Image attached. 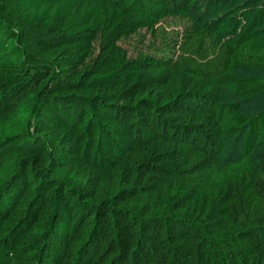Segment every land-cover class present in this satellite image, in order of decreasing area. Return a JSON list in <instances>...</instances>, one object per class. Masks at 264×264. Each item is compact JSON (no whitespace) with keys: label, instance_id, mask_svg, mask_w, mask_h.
<instances>
[{"label":"trees","instance_id":"1","mask_svg":"<svg viewBox=\"0 0 264 264\" xmlns=\"http://www.w3.org/2000/svg\"><path fill=\"white\" fill-rule=\"evenodd\" d=\"M226 1L230 36L200 0H0V264H264V0Z\"/></svg>","mask_w":264,"mask_h":264},{"label":"rangeland","instance_id":"2","mask_svg":"<svg viewBox=\"0 0 264 264\" xmlns=\"http://www.w3.org/2000/svg\"><path fill=\"white\" fill-rule=\"evenodd\" d=\"M207 2V0H200V2L196 3L194 6V10L192 11V14L195 18L201 20V22L211 28L214 29L215 27L220 28L223 30V35L224 36H230L232 31L228 30V26L225 25V19H227V17H229V15H231L232 13L229 14H225L223 17H220L221 19L217 21H211V15L210 13L212 12L211 9L208 8V10L206 8H204V5ZM232 3V1L227 0L226 4L228 6H230ZM250 3V2H249ZM252 3V1H251ZM206 5V4H205ZM252 5H255V3H252ZM221 8V5H217V8H212L214 10H219ZM239 19L242 23H244L245 21V17H243L242 15L239 16ZM213 23V24H211ZM142 37H134L133 39L126 41L123 43V45L130 51L131 55H136L137 53L141 52V51H149V35L143 31L142 32ZM144 35H145V44H143L144 41ZM227 96H224V99H227ZM262 105H264V97L250 102V103H246L242 106L241 112L249 114L251 112H254L256 109H258L259 107H261ZM240 149H241V141H239L238 143H235V146L233 147L232 145L228 148L227 152H226V159L229 158H238V155L240 154ZM263 154V153H262ZM261 156V157H260ZM254 160L259 162H264V155H260V149H257L255 155H254Z\"/></svg>","mask_w":264,"mask_h":264}]
</instances>
